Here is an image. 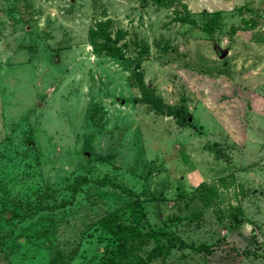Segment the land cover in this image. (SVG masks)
Instances as JSON below:
<instances>
[{
  "label": "rangeland",
  "instance_id": "rangeland-1",
  "mask_svg": "<svg viewBox=\"0 0 264 264\" xmlns=\"http://www.w3.org/2000/svg\"><path fill=\"white\" fill-rule=\"evenodd\" d=\"M142 259L264 264V0H0V264Z\"/></svg>",
  "mask_w": 264,
  "mask_h": 264
},
{
  "label": "trees",
  "instance_id": "trees-1",
  "mask_svg": "<svg viewBox=\"0 0 264 264\" xmlns=\"http://www.w3.org/2000/svg\"><path fill=\"white\" fill-rule=\"evenodd\" d=\"M93 33H94L93 41H96V38L100 33H98L97 31H93ZM103 35H104V41L99 45L100 49L102 51H106L108 54L112 56L122 57L123 54L121 52L120 46L118 45L120 38L114 37L109 33L106 34L103 33ZM176 114L180 115L181 113L176 111ZM107 182L110 181L108 180ZM107 182L104 181L102 183H107ZM119 187L125 192L136 195V193L128 187L120 186V185ZM130 208L132 213V222L129 224L121 221H115L114 219L116 218L115 214H110L108 217L102 220L104 226L108 227V229H110L113 234H116L117 238L120 240V242L118 243L120 246L122 245L124 247L129 242L143 241L150 237L164 235L168 240L167 244H164L163 246H157L154 249V253L148 254L149 259L155 257L158 254H162L165 251L169 252L175 246H187L199 251H207V252L211 251L214 247V244H208L205 242L199 245H196L194 243H189L179 235H176L175 233H172L171 231L164 228L150 229L145 231L143 230L141 223L146 220L147 214L142 201L139 200L138 198L133 200V202L130 205ZM137 264H148V261L146 259H142Z\"/></svg>",
  "mask_w": 264,
  "mask_h": 264
}]
</instances>
